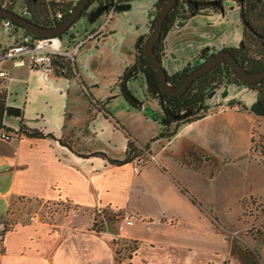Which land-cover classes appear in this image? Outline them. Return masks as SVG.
<instances>
[{
	"label": "crops",
	"instance_id": "obj_1",
	"mask_svg": "<svg viewBox=\"0 0 264 264\" xmlns=\"http://www.w3.org/2000/svg\"><path fill=\"white\" fill-rule=\"evenodd\" d=\"M205 13L177 21L167 33L161 59L167 75L205 48L215 53L238 47L240 18L238 31L208 38L214 26L227 22L225 13ZM205 17L216 22L203 21ZM147 23L135 22L139 37L147 35ZM75 62L79 64L77 55ZM2 67L8 73L2 125L16 132L22 122L52 137L0 140V264H255L228 238L227 231L234 229L210 214L187 178L195 168L208 167V115L167 140L159 137V124L153 127L147 119L142 133L114 118L116 102L123 109L136 108L115 92L98 95V80L83 67L72 78L9 63ZM132 78L119 79V89L130 94ZM128 138L138 155L146 151L157 165L147 163L135 174L130 161L109 163L126 158ZM22 204L37 211L58 204L72 209L31 224L12 214ZM99 208L116 216L113 230L106 221L101 232L93 230ZM121 240L138 244L130 259L117 258Z\"/></svg>",
	"mask_w": 264,
	"mask_h": 264
},
{
	"label": "rangeland",
	"instance_id": "obj_2",
	"mask_svg": "<svg viewBox=\"0 0 264 264\" xmlns=\"http://www.w3.org/2000/svg\"><path fill=\"white\" fill-rule=\"evenodd\" d=\"M154 3L155 0H131L128 11L114 12L103 33L87 41L77 52L79 64L75 62L74 68L79 70L83 67L88 77L98 80V95L101 97H107L112 91L119 95L122 102L127 100L125 91L119 89L117 82L133 62L134 45L139 37L135 22H147V10ZM222 6L225 10L223 22L227 23L214 26L208 38L212 34L223 36L240 29L236 3L223 0ZM23 9V2L15 7V11ZM210 9L201 14L205 15ZM257 9L264 10V4ZM104 20L105 15L94 24H89L85 17H81L63 37L73 34L77 39H83ZM215 20V17L203 19L206 22ZM7 38V30L0 27V48L5 45ZM127 87L134 99V102L127 100V103L139 110L123 109L116 102L113 105L114 113L111 112L114 118L142 133L145 132L146 119L153 127H158L161 111L157 101L149 97L142 75L130 79ZM230 104L238 106L239 111ZM205 106L208 108V167L201 170L195 168L187 178L208 205L210 214L227 228L234 229L227 231L228 238L235 245L242 246L255 264H264V117L255 114L256 93L243 87L223 86L213 91ZM70 209L61 204L45 205L39 212L44 222L56 213ZM34 211L37 210L27 209L22 204L12 214L16 219H26ZM109 214L112 215L110 211L104 210V221ZM94 217L97 222L102 220L96 214ZM112 225L115 226L116 222L113 221ZM127 246L128 243L118 242L117 258L125 259L127 253L123 248Z\"/></svg>",
	"mask_w": 264,
	"mask_h": 264
},
{
	"label": "trees",
	"instance_id": "obj_3",
	"mask_svg": "<svg viewBox=\"0 0 264 264\" xmlns=\"http://www.w3.org/2000/svg\"><path fill=\"white\" fill-rule=\"evenodd\" d=\"M113 1L114 0H91L80 18L85 17L89 24H94L99 18L109 12ZM19 2H23L25 5V9L28 13L26 19L43 28H52L70 15L68 13V0H0V6L6 10L15 11V7ZM130 2L131 0H117L115 12L128 11L130 9ZM165 2L166 0H155V4L149 10L147 14V34L153 30L157 14ZM197 2L198 7L195 8L193 5H187L184 0H178V3L167 15L163 24L161 37L154 44V53L159 60L164 57V40L174 24L177 21H187L195 16L201 15L202 11L210 9V7L204 5V2ZM262 4H264V0H241L236 2L243 28L242 37L238 47L227 50L239 66L250 73L264 70V10L257 9V7ZM211 9L215 10L214 8ZM58 13L62 15L60 20L56 19ZM17 27L22 32H26L19 25ZM145 37L146 35L140 36L136 40L133 63L125 70L120 80H124L128 75L133 78L142 75L149 97L157 101L161 111L159 120L160 138L168 140L173 137L181 127L206 117L208 115V108L205 106L206 101L211 98L213 91L223 86H238L254 91L256 93L255 114L258 117H264V79L254 84H244L232 75L227 64H217L214 66L208 73L194 80L186 92L181 96L173 97L163 94L154 68L146 61L143 55V42ZM213 53L214 52L208 48L200 51L183 69L172 75H167L168 83L172 86L179 85L189 73L202 65ZM52 65L56 73H62L61 75L68 78L76 76L74 66L72 67L61 58L55 59ZM5 98V91H0L1 128L9 133H14L18 136L23 135L29 138L52 137L50 135L45 136L36 130H30L24 126L22 122H20L16 132L6 129L2 125V118L5 112ZM111 98L112 97L107 98L104 102L100 103L99 106L101 108L104 107ZM90 104L96 106L91 102ZM231 105L232 104L229 106ZM134 108L139 109L138 107ZM97 155L106 158L104 154ZM137 155L138 149L128 138L126 158L121 162L109 161V163L122 165L131 161ZM109 215L106 218V222L111 224L113 230L114 226L112 222L116 219V216ZM104 222L103 220L97 222L95 218L92 227L93 230L101 232ZM121 241L128 243V246L123 249L127 253L125 259H130L132 253L137 249L138 244L135 241Z\"/></svg>",
	"mask_w": 264,
	"mask_h": 264
},
{
	"label": "built area",
	"instance_id": "obj_4",
	"mask_svg": "<svg viewBox=\"0 0 264 264\" xmlns=\"http://www.w3.org/2000/svg\"><path fill=\"white\" fill-rule=\"evenodd\" d=\"M80 2L81 0H68V13L71 14L73 12L72 10H74ZM116 6L117 0H114L109 12L105 14V20L93 28L83 39H77L73 34L66 38H64L63 35L48 38L35 37L30 33L22 32L18 29V24L0 16V27L7 30L8 34L5 45L0 49V91L4 90V84L8 78L7 71L2 67L4 63H9L13 68H28L29 70H38L55 75L62 74L56 73L52 65L53 61L57 58L63 59L73 67L77 52L87 41L103 33L111 16L115 12ZM13 12L23 18L28 16L26 9ZM61 17L62 15L60 13L56 15L57 20H60ZM231 107L239 111L238 106L231 105ZM15 137L16 134L9 133L0 127L1 141L10 142ZM130 163L132 164V170L135 174L147 163H154L157 165L155 157L146 151L135 156ZM95 214L104 221L103 209H97ZM42 218L39 211H34L28 214L27 222L31 224H41L43 223Z\"/></svg>",
	"mask_w": 264,
	"mask_h": 264
},
{
	"label": "water",
	"instance_id": "obj_5",
	"mask_svg": "<svg viewBox=\"0 0 264 264\" xmlns=\"http://www.w3.org/2000/svg\"><path fill=\"white\" fill-rule=\"evenodd\" d=\"M90 1L91 0H81V2L77 5L75 10L65 20H63L62 22H60L59 24H57L52 28H43L41 26H38L32 23L30 20L17 15L13 11L6 10L1 6H0V16L13 21L14 23L18 24L27 33H30L35 37L48 38L54 36H61L67 33L68 30L80 18V16L87 8ZM233 1L239 2L241 0H233ZM177 3L178 0H166L165 4L157 14L153 30L146 35L143 42L144 58L154 68L161 92L163 94L173 97L181 96L186 92V90L194 82V80L208 73L217 64H227L229 66L232 75L244 84H254L264 79V70L254 73L247 72L246 70H244L239 66V64L236 62V60L227 50H221L213 53L202 65H200L199 67L194 69L191 73H189L179 85L177 86L170 85L168 83L167 73L162 66L161 60H159L154 53V44L161 37L163 24L167 18V15ZM188 3L193 5L195 8L198 7L197 1L190 0ZM204 5L214 9L217 8L220 14H224V8L220 0L205 1ZM129 77L130 75H128L124 79L125 82ZM123 90L125 91V94L127 96V97L125 96L126 99L129 100L130 102H134V99L130 96V94H128L124 88ZM17 115L18 113L16 114V116Z\"/></svg>",
	"mask_w": 264,
	"mask_h": 264
},
{
	"label": "flooded vegetation",
	"instance_id": "obj_6",
	"mask_svg": "<svg viewBox=\"0 0 264 264\" xmlns=\"http://www.w3.org/2000/svg\"><path fill=\"white\" fill-rule=\"evenodd\" d=\"M184 1H185V3H186L187 5L192 6L191 4L188 3L190 0H184ZM221 4H222V1H221ZM215 10L218 11L217 8H216Z\"/></svg>",
	"mask_w": 264,
	"mask_h": 264
}]
</instances>
